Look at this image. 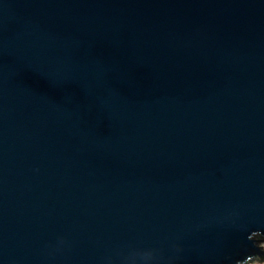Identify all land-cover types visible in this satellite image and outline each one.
Returning <instances> with one entry per match:
<instances>
[{"label":"water","instance_id":"obj_1","mask_svg":"<svg viewBox=\"0 0 264 264\" xmlns=\"http://www.w3.org/2000/svg\"><path fill=\"white\" fill-rule=\"evenodd\" d=\"M262 242L264 0H0V264Z\"/></svg>","mask_w":264,"mask_h":264},{"label":"rangeland","instance_id":"obj_2","mask_svg":"<svg viewBox=\"0 0 264 264\" xmlns=\"http://www.w3.org/2000/svg\"><path fill=\"white\" fill-rule=\"evenodd\" d=\"M261 247L264 249V242L261 243ZM247 264H264V258L260 259V260H255L251 263H247Z\"/></svg>","mask_w":264,"mask_h":264}]
</instances>
